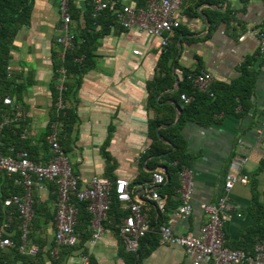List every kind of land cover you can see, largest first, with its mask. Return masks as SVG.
<instances>
[{"label":"crops","instance_id":"1","mask_svg":"<svg viewBox=\"0 0 264 264\" xmlns=\"http://www.w3.org/2000/svg\"><path fill=\"white\" fill-rule=\"evenodd\" d=\"M121 1L117 8H137L148 3V0ZM59 4L56 0H36L32 24L23 28L17 37L10 67L20 83L29 85L22 102L14 101V122L26 123L23 138L39 147V159L43 164L48 161L39 145L40 138L56 115L53 61L58 50L57 38L61 36ZM74 5L81 13V18L72 20L71 30L76 35L87 30L85 14L89 2L74 0ZM177 18L181 28L169 41V49L175 50L176 54L171 63L174 87L156 100L160 108L174 107L176 120L172 127L179 124L182 115L184 101L179 99L178 91L184 83L185 71L191 73L190 80L207 73L215 82L231 83L240 77L242 64L252 61V69L257 73L248 113L218 116L207 128L188 123L181 129L187 151L194 159L188 168L195 184L192 216L186 221L175 217L181 204V191H178V197L169 199L173 208H167L168 196L161 195L166 203L161 227L169 226L178 235H198L208 222L201 206L218 204L224 196L231 164L247 157L249 161L241 174L249 177V184L236 185L229 195L231 204L238 207L229 216L224 230L227 245L232 248L253 234L256 220L251 210L255 199L259 198L260 207H264V137L260 135L264 127V52L260 38L252 33L264 27V1L253 0L244 5L241 0H219L217 4L209 5L201 0H188ZM96 32L101 36L95 39V68L83 75L77 95L72 94L67 102L75 110L79 122L70 139L63 138L66 155L81 188H87L94 177L127 181L150 217L157 209L154 202L147 200L149 182L153 173L167 170L162 156H149L152 147L149 123L156 119L157 112L148 106L147 84L161 75L159 63L168 48L163 51L162 39L141 34L137 28L125 30L118 25L111 27L105 36H102V27ZM69 78L68 83L76 88L75 76ZM58 83L56 81V85ZM163 115L160 117L164 118ZM169 128L162 126L158 132ZM156 160H159L158 167L154 166ZM54 188L47 184L44 191L35 189V193L42 202L51 201L53 209H57L58 198L56 203L53 202L57 196ZM110 225L96 245L87 241V256L80 251L69 259L68 264L90 263L91 258L96 264H126L120 256L125 244L115 231L118 226ZM46 235L50 243L55 240V223ZM78 240L80 245V238ZM144 264H193V259L181 248L160 244Z\"/></svg>","mask_w":264,"mask_h":264},{"label":"trees","instance_id":"2","mask_svg":"<svg viewBox=\"0 0 264 264\" xmlns=\"http://www.w3.org/2000/svg\"><path fill=\"white\" fill-rule=\"evenodd\" d=\"M57 2L60 0H56ZM219 0H201V3L209 5L217 4ZM244 5H248L253 0H241ZM264 1V0H261ZM89 8L85 14L87 22V30L80 34H74L75 48L73 51L66 53L64 59L59 58V49L54 53V78L55 88L53 89V101L55 117L47 128V131L40 138L39 145L43 147V152L47 154V161L52 159L49 153L50 147L48 138L52 134V126L56 123H62V134L60 142L63 150L66 152V144L63 138L70 139L74 132L76 124L79 122L75 110H72L67 102L70 100L72 94L77 95L79 89V82L83 75L95 68V39L101 35L97 33V29L102 27L104 33L102 36L110 33V28L118 26V20L114 10H107L102 12L97 19L93 18L94 7L93 0H88ZM120 0V4H121ZM36 0H0V125L9 120L2 132V139L0 145V152L4 155H9L12 148L16 152H28L32 161L40 163L39 151L33 146L28 138H23V133L26 129V123L14 122L13 106L5 105V100L10 98L16 103H21L25 91L28 89L27 83H20V79L14 76L10 70L13 60V52L15 50V41L20 32L25 27L32 24ZM70 10L72 20L81 18V13L74 5V0L70 1ZM143 7V6H139ZM120 9V8H118ZM227 18V17H225ZM57 44V43H56ZM163 53L159 63L161 75L147 84V90L150 94L149 108L157 112L156 119L149 123V137L152 140V147L149 152L150 157H163L165 161V168L170 178V182L166 184L161 195L168 196V207L173 208L172 202L174 196L179 195L181 190L180 175L184 168H191L194 159L189 155L187 143L181 135V129L188 123H195L201 127H209L216 122L217 117L221 115H231L241 112L246 114L251 110V99L254 95L257 73L252 69V61H248L241 66L240 77L231 83L215 82L207 93L200 92L194 88L189 76L191 73L185 71L184 83L181 84L178 91L179 99L186 95L193 98L191 104L182 102V115L179 124L172 127L175 123V109L173 106H166L160 108L156 104L157 97L174 87V78L172 75V65L176 54L175 50L169 49ZM58 55V58H57ZM61 71H65L66 81L64 91L59 93L57 90L56 81L64 77ZM73 75L78 81V86L74 88L72 84L68 83L69 77ZM164 75V76H163ZM62 98L66 104V111H58L56 104L59 98ZM164 114V115H163ZM161 115L164 118L160 117ZM162 126H169L171 128L158 132ZM162 136L170 145H166L161 140ZM36 149V150H35ZM106 157L108 154L105 155ZM165 156V157H164ZM108 162L111 160L109 157ZM154 166H159V160L154 162ZM115 169V166H113ZM111 169V167H110ZM113 171V170H111ZM21 181L18 175L9 177L4 173L0 178V221L1 224L6 222L8 217L13 218V224L8 232L5 233L6 238H10L14 242V246L5 250L0 249V264H68L70 258L75 256L80 251L83 256H87L88 251L85 248L87 241L92 239L91 222L92 216L87 211V205L84 203L75 202L79 209L75 233L80 238V245L74 247H58L55 240L51 243L47 238V230L51 228L56 219L57 209H53L51 201L42 202L39 196L33 191L34 196V219L30 226V235L28 243L38 247L39 251L36 256H30L21 252L22 247V233L19 230L20 218L16 207H5L4 203L14 196H22L24 194L23 187L17 182ZM51 188L55 186L51 184ZM55 189V188H54ZM39 191V190H37ZM258 196V195H257ZM170 199V200H169ZM57 202V196L54 201ZM254 208L251 213L254 214L256 223L253 228L252 236L246 237L243 243H239L232 249L243 250L250 255L257 247V244L264 240V207H260L259 198L254 201ZM176 206V205H175ZM181 206V204H180ZM179 206V207H180ZM259 206V207H257ZM178 207V208H179ZM145 210V209H144ZM169 210V209H167ZM145 212V211H144ZM148 215V214H147ZM127 215L123 213L121 204L114 198L111 209L108 213V218L103 223L105 229L122 224V219ZM152 231L142 239L137 253L128 252L126 247H122L120 256L124 259L126 264H144L149 259L153 252L160 246L159 231L161 228L162 213L155 211L150 214ZM116 233L120 234L118 228ZM258 241V242H257ZM124 243V242H123ZM122 243V244H123ZM231 248V247H230ZM57 252V255L53 254ZM89 264H96L93 258L90 259Z\"/></svg>","mask_w":264,"mask_h":264},{"label":"built area","instance_id":"3","mask_svg":"<svg viewBox=\"0 0 264 264\" xmlns=\"http://www.w3.org/2000/svg\"><path fill=\"white\" fill-rule=\"evenodd\" d=\"M70 1L60 0L59 12L62 19L60 29L61 36L57 38V45L61 48L60 59H64L66 53L75 48V37L71 30L72 17L70 15ZM188 0H148L143 7L124 6L118 9L120 0H93V18L107 10H114L119 25L125 30L137 28L141 34L152 38L162 39V50L169 47L170 37L181 28L177 16L181 8ZM252 33L258 36L264 52V27L256 29ZM244 39V38H243ZM138 53H136L137 55ZM11 70V69H10ZM64 75L65 71H61ZM66 75L59 80L57 90L64 91ZM194 88L207 93L215 80L211 74L202 73L191 78ZM186 104H191L194 99L186 95L181 96ZM5 105L14 106L12 99L7 98ZM58 111H66V104L60 97L56 104ZM6 119L0 125V145L2 132L9 125ZM62 123L52 126V134L48 138L52 159L46 164L36 163L31 160L28 152H16L14 148L9 155L0 152V178L6 173L9 177L18 175L20 184L24 189L22 196H14L8 199L5 207H16L19 213V230L22 233L21 252L30 256L38 254V247L28 243L30 226L34 219L33 190L37 188L44 191L47 184H53L56 189L58 204L55 219V243L58 247H74L79 240L75 233L77 217L79 213L75 202L87 205V211L92 216L91 229L93 232L91 243L96 245L105 234L104 222L115 198L120 204L123 213L127 216L122 219V224L117 225L120 235L128 252L137 253L142 239L152 231L151 219L144 212L140 199L131 189L129 183L124 180L109 181L94 177L87 188L80 186L79 179L75 176L70 160L63 150L60 142ZM264 137V127L260 130ZM241 143V141H240ZM247 157L233 161L230 173L227 175L224 185V196L217 205L203 204L201 211L208 217V222L200 229L198 235H178L169 226L161 227L159 231L160 244L183 249L187 256L193 259V264H264V240L257 244L255 254L250 255L243 250L232 249L225 239V226L229 216L238 210L231 204L229 195L236 185H248L249 177L241 174L246 166ZM165 171L155 172L149 182L150 192L147 200L156 204L160 213L166 212V203L161 196V189L167 184ZM181 206L175 211L178 220H188L193 212L192 203L194 194V180L188 168H184L181 175ZM13 224V218L8 217L6 222L0 221V249L13 247L14 242L5 237ZM56 256V253L53 254ZM89 264V261L86 262Z\"/></svg>","mask_w":264,"mask_h":264},{"label":"water","instance_id":"4","mask_svg":"<svg viewBox=\"0 0 264 264\" xmlns=\"http://www.w3.org/2000/svg\"><path fill=\"white\" fill-rule=\"evenodd\" d=\"M161 139H162V141H163L164 143H167L162 137H161ZM165 172H166L165 175H166V178H167V182L169 183V182H170L169 175H168L167 171H165Z\"/></svg>","mask_w":264,"mask_h":264},{"label":"clouds","instance_id":"5","mask_svg":"<svg viewBox=\"0 0 264 264\" xmlns=\"http://www.w3.org/2000/svg\"><path fill=\"white\" fill-rule=\"evenodd\" d=\"M152 178V177H151ZM168 183V182H167Z\"/></svg>","mask_w":264,"mask_h":264}]
</instances>
